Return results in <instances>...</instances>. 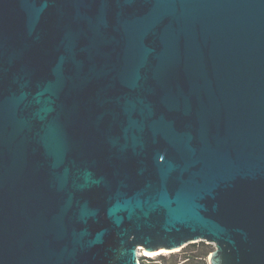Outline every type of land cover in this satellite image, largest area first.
I'll use <instances>...</instances> for the list:
<instances>
[{
    "label": "water",
    "instance_id": "1",
    "mask_svg": "<svg viewBox=\"0 0 264 264\" xmlns=\"http://www.w3.org/2000/svg\"><path fill=\"white\" fill-rule=\"evenodd\" d=\"M198 241L264 264V0H0V264Z\"/></svg>",
    "mask_w": 264,
    "mask_h": 264
},
{
    "label": "trees",
    "instance_id": "2",
    "mask_svg": "<svg viewBox=\"0 0 264 264\" xmlns=\"http://www.w3.org/2000/svg\"><path fill=\"white\" fill-rule=\"evenodd\" d=\"M210 250L203 241L190 243L178 252L159 255L156 259L141 258V264H208L207 256Z\"/></svg>",
    "mask_w": 264,
    "mask_h": 264
},
{
    "label": "rangeland",
    "instance_id": "3",
    "mask_svg": "<svg viewBox=\"0 0 264 264\" xmlns=\"http://www.w3.org/2000/svg\"><path fill=\"white\" fill-rule=\"evenodd\" d=\"M199 242H200V241L196 242V244H198ZM203 242H204L205 246L207 247V249L210 250V252L215 248V246H214L213 243H207V242H205V241H203ZM180 250H181V249H180ZM139 252H140V254H141L140 257H139V259H140V264H141V258H142V257H144V258L156 259V258L159 257V255H162V254H168V253H169V252L166 251V252H162V253H159V254H156V255H153V256H147V255L143 254V249H140ZM175 252H178V251H175ZM210 252H209V254H210ZM209 254H208V256H207V262H208ZM152 264H155V263L152 262ZM208 264H209V262H208Z\"/></svg>",
    "mask_w": 264,
    "mask_h": 264
},
{
    "label": "bare ground",
    "instance_id": "4",
    "mask_svg": "<svg viewBox=\"0 0 264 264\" xmlns=\"http://www.w3.org/2000/svg\"><path fill=\"white\" fill-rule=\"evenodd\" d=\"M162 252H166V250L160 249V250H155V251H146L143 249V254L147 255V256H153Z\"/></svg>",
    "mask_w": 264,
    "mask_h": 264
},
{
    "label": "built area",
    "instance_id": "5",
    "mask_svg": "<svg viewBox=\"0 0 264 264\" xmlns=\"http://www.w3.org/2000/svg\"><path fill=\"white\" fill-rule=\"evenodd\" d=\"M139 250H140V249H139ZM138 254L141 255L140 252H139Z\"/></svg>",
    "mask_w": 264,
    "mask_h": 264
}]
</instances>
